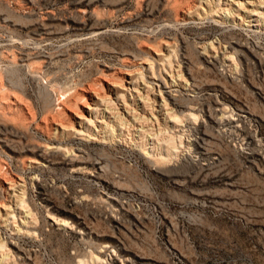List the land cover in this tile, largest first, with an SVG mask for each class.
<instances>
[{
  "label": "rangeland",
  "instance_id": "obj_1",
  "mask_svg": "<svg viewBox=\"0 0 264 264\" xmlns=\"http://www.w3.org/2000/svg\"><path fill=\"white\" fill-rule=\"evenodd\" d=\"M233 1L0 0V177L13 181L6 192L0 187V203L9 206L0 214L6 264H107L111 255L129 264H264V33L226 13L224 23L211 22L221 23L219 13ZM211 45L215 65L202 57ZM228 53L232 78L221 62ZM168 62L195 92L165 100L178 117L190 107L204 120L199 150L215 161L179 156L154 162V171L132 146L111 139L120 128L129 138L141 129L160 133L151 115L124 119L100 140L76 138L87 128L82 119L58 132L43 126L65 122L61 103L77 110L79 89L104 75L128 71L141 80L151 65L168 79ZM11 95L24 111L2 103ZM222 106L248 117L251 161L207 121ZM21 205L30 214H21L31 221L19 228L27 234L9 226L13 216L22 226Z\"/></svg>",
  "mask_w": 264,
  "mask_h": 264
},
{
  "label": "bare ground",
  "instance_id": "obj_2",
  "mask_svg": "<svg viewBox=\"0 0 264 264\" xmlns=\"http://www.w3.org/2000/svg\"><path fill=\"white\" fill-rule=\"evenodd\" d=\"M218 1L220 2L221 0ZM233 2L232 6L229 4L227 8L222 9L220 12L221 14L219 13L218 17L221 19V23L212 19L211 22L217 25L224 23L225 21L222 14L226 13V18L230 19L232 23L243 25L246 22L247 29L249 31L264 33V0H250L248 2L245 0H235ZM233 7L235 9H233ZM240 12H244V15ZM185 15H187L185 12L182 13L181 21L183 23L187 21ZM213 47L214 46L211 45L208 50L206 48L205 54L202 55L205 62L211 65H215L217 63V60L214 57L217 52L213 49ZM221 62L228 71L226 75L232 78V75L235 73V63L233 62V57L230 53L225 54V56L222 57ZM162 67L164 69L163 74L168 77V79L164 76L156 75L151 65L144 70L146 71V74L143 75L141 73V80H138L137 78L135 81L132 80V72L128 71L113 72L107 76L104 75V77L99 78L96 83L94 82L95 84L92 86L89 85L81 90L79 89L75 99L77 101H84V104H77L74 100V107H76L77 110L68 108L65 104L61 103L62 108H60V110H62V113L68 117L65 122H62L63 120H55L51 117L52 119L49 121H42L43 126L50 128L51 131L58 132L59 129H72L75 124L79 123L78 120L82 119L86 121L85 124L87 125V128L85 130H76V138L78 140H100L108 139L112 134L114 135V131H116L114 125L116 127L121 125L124 122V119H133L134 121L139 119L142 121L146 116L151 115L154 117L155 124L158 125L160 133H155L154 129H141L137 132L138 136L129 138L126 135H122L124 134L121 133V130L123 129L120 128V135L118 133L116 136H112L111 139L113 138L115 142L120 144L132 146L135 151H138L145 159H147L150 163L151 169L154 171H157V167L154 162L171 164L172 161L179 156L187 157L189 160L194 161L197 164L203 163V165L209 161H215L217 159L215 154H204L199 150V143L205 141L207 137V135L202 132V129L206 124L204 120H198V116L192 113V109L190 107H183L185 110H183L184 112L181 117H178L173 113L172 109L165 100V97L173 100L175 98V93L179 90L186 93H194V89L192 87L185 88L180 72L175 71L169 62L168 64L165 63L162 65ZM130 82H132V84ZM142 83L143 89L141 90ZM117 88L124 89L126 94L117 93ZM187 96L191 97L189 94ZM7 98V101L2 102L4 105L9 108L18 107L24 111V106L17 97L11 95ZM149 100L156 105L158 110L156 114H153L154 111L150 107ZM217 112L218 114H216L219 115L218 117L215 115L214 118H207L209 124L214 125L220 133L226 136L229 140L237 142L240 153L245 159L251 161L253 157L252 154L249 153L250 144L248 143L250 135L247 132L246 126V120L248 117L243 114L244 112L233 113L228 111V109L223 106L218 109ZM25 113L31 116L28 114L29 111L28 113ZM157 114L160 118L156 117ZM161 124L165 130H168V132L171 133L170 136H166L167 133L165 132L161 133L163 130L160 128ZM93 128H96V130L93 131ZM186 130L187 133L184 134V131ZM188 132L194 133L189 135ZM103 134L105 135L104 138L101 137ZM195 134L198 136H195ZM173 138L178 139V147L175 146L176 144L174 145L173 141V145L170 142ZM12 182L13 181H9V179L5 180L0 177L1 189H3L4 192L10 190V186L13 185ZM7 207L5 204L0 203V214L2 210ZM27 212L28 211L23 207V205H21L18 209V214L20 215V219H22V226L16 224L14 216L11 217L9 226L12 231L18 232L20 230L19 228H28L31 225L29 218L21 217V214H29V212ZM23 219L28 220L24 221ZM47 221L52 225L60 226L68 233H76L64 220H58L49 216L47 217ZM26 228L23 230H26ZM25 233L27 234V230ZM2 247L3 245L0 244V252ZM2 253H0V264H6L8 258L6 254ZM91 258L96 263L100 262L99 258L95 255H92ZM108 260L109 262L107 264H129L127 261L120 260L116 255H111ZM76 264H82V260L76 261Z\"/></svg>",
  "mask_w": 264,
  "mask_h": 264
}]
</instances>
